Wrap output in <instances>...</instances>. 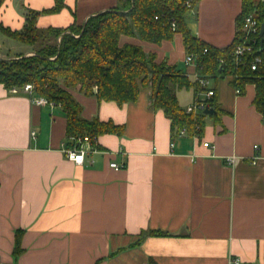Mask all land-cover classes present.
Segmentation results:
<instances>
[{
  "label": "crops",
  "instance_id": "0c3cea01",
  "mask_svg": "<svg viewBox=\"0 0 264 264\" xmlns=\"http://www.w3.org/2000/svg\"><path fill=\"white\" fill-rule=\"evenodd\" d=\"M65 2L60 11L45 12L55 0H6L0 22L19 30L26 9H33L40 11V28L81 25L118 5V0ZM242 2L199 0L196 21L188 25L203 41L224 47L236 36ZM0 40V58L32 53L30 44L18 40L25 49ZM120 42L142 45L157 61L184 67L196 79V65L185 63L181 32L161 43L129 35ZM234 79L228 74L211 80L216 111L206 114L200 134L173 131L171 118L151 105L149 86L123 105L73 89L85 118L123 127L121 133L99 135L83 163L66 155L61 105L37 104L35 93H12L0 83V261L233 264L238 258L240 264H264V114L254 103L255 84L238 93ZM197 92L193 86L177 91L185 112ZM112 162L123 167L113 168ZM17 230L22 251L16 256Z\"/></svg>",
  "mask_w": 264,
  "mask_h": 264
},
{
  "label": "trees",
  "instance_id": "16d2710c",
  "mask_svg": "<svg viewBox=\"0 0 264 264\" xmlns=\"http://www.w3.org/2000/svg\"><path fill=\"white\" fill-rule=\"evenodd\" d=\"M5 1L0 0V8ZM198 1L192 0V5L188 6L186 0H118L116 7L91 15L84 24L46 28L37 26L40 11L26 9L21 29L13 30L0 22V31L32 46L49 44L34 55L0 58V83L9 89L32 83L35 95L61 105L67 116V138L88 134L95 143L99 135L121 133L123 129L112 121L85 118L82 105L68 90L77 85L85 93L95 94L99 100H112L119 105L136 101L141 86H149L151 105L163 109L171 118L173 131L185 127L200 134L206 114L193 116L186 113L177 96V91L184 87L193 86L198 90V81L167 60L157 61L156 54L145 51L142 45L120 42L122 35H129L161 43L181 32L187 54L197 55V71L201 75L225 77L235 74L232 83L240 87L241 92L247 83H254V103L264 114V49L258 69L252 70L248 62L235 67L232 56L235 38L230 44L217 47L200 39L189 27L187 14L196 8ZM242 1L236 35L240 33L246 15L254 12L256 7L264 12L261 0ZM65 6V0H55L54 6L45 12H58ZM53 55L55 58H50ZM21 233L17 230L16 256L22 251ZM151 233L166 232L152 230Z\"/></svg>",
  "mask_w": 264,
  "mask_h": 264
},
{
  "label": "built area",
  "instance_id": "2783aa9c",
  "mask_svg": "<svg viewBox=\"0 0 264 264\" xmlns=\"http://www.w3.org/2000/svg\"><path fill=\"white\" fill-rule=\"evenodd\" d=\"M264 2V0H261ZM188 6L192 5V0H186ZM264 21V12H260L256 7L254 12L246 15L242 20L241 30L238 35L235 36L236 42L234 44V49L232 52L233 63L235 67L245 65L249 63L252 70L258 69L259 65L263 61V56L261 51L264 49V33L261 35V25ZM176 24L173 22V27ZM223 61V60H222ZM186 64H194L197 67V55L187 54L185 56ZM234 75L235 74H231ZM213 76L201 75L199 72L196 74V80L199 83L198 97L196 100L186 107V112L189 114L200 115L203 114L207 107H211L212 99L215 95V89L210 85ZM12 93H18L20 91H25L28 93H34V85L32 83H27L23 87H12L10 88ZM236 91L241 92L240 87L236 86ZM33 102L37 104H53L52 101L48 100L42 95H37L33 98ZM180 134L187 132L184 127L179 130ZM32 135H35V131H32ZM205 146L209 145V142H204ZM258 145H255L257 147ZM92 147V141L88 134L83 135H71L67 138L66 143H64V149L66 155L69 159L75 161L76 163H83L85 159V154ZM230 162L235 161V157L229 159ZM113 168L119 169L123 167L122 164L117 162H112L110 164ZM233 264H240L238 258L233 259ZM0 264H3L0 261Z\"/></svg>",
  "mask_w": 264,
  "mask_h": 264
},
{
  "label": "rangeland",
  "instance_id": "374dc122",
  "mask_svg": "<svg viewBox=\"0 0 264 264\" xmlns=\"http://www.w3.org/2000/svg\"><path fill=\"white\" fill-rule=\"evenodd\" d=\"M196 9H194L193 11H190V12H188V14H187V17H186V20L188 21V24L190 25V26H192V22L193 21H196ZM78 34V33H77ZM76 34V35H77ZM1 35V34H0ZM2 37V38H1ZM0 39H4V43L6 44V45H8V46H18L19 48L20 47H24L25 49H26V44H24V43H22V42H20V41H18V40H15V39H12V38H10V37H7V36H0ZM1 41V40H0ZM49 43H41V47L40 46H38V45H34V46H32V48H33V50H32V53H30V54H26L27 56L28 55H34V54H37L38 53V50H40V49H44L47 45H48ZM50 58H55V55H53V56H50ZM182 68H184V67H182ZM181 68V69H182ZM184 71H185V68L183 69ZM192 77V76H191ZM79 87V85H77L75 88H78ZM75 88H71V87H69L68 88V90L69 91H72L73 89H75ZM183 93H184V89L182 90V97H181V100H180V103L181 104H184V102H186V97L183 95Z\"/></svg>",
  "mask_w": 264,
  "mask_h": 264
},
{
  "label": "water",
  "instance_id": "95a60500",
  "mask_svg": "<svg viewBox=\"0 0 264 264\" xmlns=\"http://www.w3.org/2000/svg\"><path fill=\"white\" fill-rule=\"evenodd\" d=\"M261 35H263L264 33V21L262 22V25H261ZM216 110L214 109V107H207L204 111L205 114H210V113H213L215 112Z\"/></svg>",
  "mask_w": 264,
  "mask_h": 264
}]
</instances>
